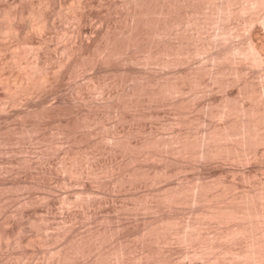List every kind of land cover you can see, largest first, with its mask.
<instances>
[{
  "label": "rangeland",
  "instance_id": "374dc122",
  "mask_svg": "<svg viewBox=\"0 0 264 264\" xmlns=\"http://www.w3.org/2000/svg\"><path fill=\"white\" fill-rule=\"evenodd\" d=\"M249 1L0 0V264H254L264 0Z\"/></svg>",
  "mask_w": 264,
  "mask_h": 264
},
{
  "label": "bare ground",
  "instance_id": "6f19581e",
  "mask_svg": "<svg viewBox=\"0 0 264 264\" xmlns=\"http://www.w3.org/2000/svg\"><path fill=\"white\" fill-rule=\"evenodd\" d=\"M250 1H251V0H250ZM250 1H249V2H250ZM254 1H256V0H254ZM254 1H253V3H254ZM253 49H254V48H253ZM247 50H248V49H247ZM253 54H254V53H253ZM246 113H247V112H246ZM257 115H258V114H257ZM260 118H261V117H260ZM249 120H250V119H249ZM253 121H254V119H253ZM257 121H259V120L257 119ZM257 121H256V122H257ZM250 122H252V121H250ZM259 122H260V121H259ZM238 123H239V122H238ZM245 123H246V122H245ZM252 123H253V122H252ZM256 124H257V123H256ZM235 125H236V124H235ZM242 125H243V123H242ZM254 125H255V124H254ZM245 126H246V124H245ZM250 126H251V125H249V127H250ZM260 126H261V125H260ZM249 127H248V128L246 127L248 130H247V129H245V130H247V131H245V132L243 131V132H242V133H244V135H242L243 137L246 136V135L249 136V134H246V133H250V136H252L251 134H253V130H255V129H253V128H255V126L252 128L253 130L250 129ZM240 128H241V127H240ZM243 128H245V127H243ZM243 128H241V129L243 130ZM261 128H262V127H261ZM226 129H227V128H226ZM232 129H233V128H232ZM249 129H250V130H249ZM258 129H259V128H258ZM238 130H239V128H238ZM242 130H241V131H242ZM241 131H240V132H241ZM249 131H250V132H249ZM251 131H252V132H251ZM221 132H222V131H221ZM221 132H220V133H221ZM224 132H225V131H224ZM224 132H223V133H224ZM230 132H231V131H230ZM240 132H239V134H240ZM255 132H256V133H255ZM255 132H254L255 135L253 134L254 136H256V134L258 133L256 130H255ZM259 132H262V131L260 130ZM218 133H219V132H218ZM231 133H232V132H231ZM234 133H237V132L235 131ZM229 134H230V133H229ZM219 135H220V134H219ZM223 135H226V134H223ZM223 135H222V136H223ZM231 135H232V134H231ZM257 135H258V136H256V138H255L254 136H253V137H254L255 139H257V140H261V138H259V137H261V135H260V134H257ZM259 135H260V136H259ZM228 137H229V136H228ZM230 137H231V136H230ZM243 137H241V138L243 139ZM253 137H251V138H253ZM257 137H258L259 139H258ZM215 138H216V137H215ZM217 138H218V137H217ZM251 138H250V139H251ZM254 138H253V140H254ZM226 139H227V138H226ZM245 139H246V137H245ZM219 140H220V139H219ZM222 140H223V139H222ZM251 140H252V139H251ZM215 141H216V140H215ZM220 141H221V140H220ZM244 141H245V140H244ZM255 141H256V140H255ZM256 142H257V141H256ZM261 142H262V141H261ZM218 143H219V142H218ZM242 143H244V142L242 141ZM242 143H241V144H242ZM246 143H248V142H246ZM249 144H250V143H249ZM221 146H222V144H221ZM219 151H220V150H219ZM223 151H224V150H223ZM216 153H217V152H216ZM260 192L264 195V192H262V191H260V190L258 191V194H260ZM256 193H257V192H256ZM258 194H257V196H256V194H255V196L258 197V199H261V200H259V202L262 201L261 203H264L263 200H262V197H263V199H264V196H263L262 194H260V195L258 196ZM261 195H262V196H261ZM256 197H255V198H256ZM255 198H254V199H255ZM176 199H177V198H176ZM258 199H257V201H258ZM172 200H173V199H172ZM173 201H174V200H173ZM176 201H177V200H176ZM176 201H175V202H176ZM259 202H258V203H259ZM246 204H247V203H246ZM243 205H244V204H243ZM247 205H249V204H247ZM234 207H235V206H234ZM246 207H249V206H246ZM262 207H263V206H262ZM222 208H223V207H222ZM229 208H230V207H229ZM220 209H221V208H220ZM220 209H219V210H220ZM232 209H233V208H232ZM245 209H247V208H245ZM217 210H218V209H217ZM221 210H222V209H221ZM260 210H263V208L260 209ZM223 212H224V214H225V210H223ZM223 212H221L222 215H223ZM226 212H227L226 214L228 215V218L231 217L233 214H234V215L237 214L236 212L234 213V211H231V212H230V209H229L228 211H226ZM247 212H248L249 214L252 213L250 209H249ZM256 212H257V210H256ZM262 212H263V211H261V213H262ZM216 213H217V212H216ZM228 213H230L231 215L228 214ZM232 213H233V214H232ZM258 213H259V212H258ZM261 213H259L260 215L258 214V216H261ZM226 214H225V215H226ZM244 214H245V213H244ZM244 214H242V215H244ZM255 214H256V213H255ZM262 214H263V216H264V212H263ZM211 215H212V214H211ZM213 215H214V214H213ZM222 215H221V216H222ZM227 215H226V216H227ZM234 215H233L232 217H234ZM218 216H219V215H218ZM240 216H241V214H240L238 217H240ZM246 216H247V215L245 214V217H246ZM223 217H224V216H223ZM245 217H244V218H245ZM253 217H254V216H253ZM218 218H219V217H218ZM235 218H236V217H235ZM244 218H243V219H244ZM256 218H258V217H256ZM222 219H223V218H222ZM222 219H221V220H222ZM260 219H261V218H260ZM262 220H263V219H262ZM246 221H248V220H246ZM258 222H259V221H258ZM257 224H259V223H257ZM262 224H263V223H262ZM246 225H248V224H246ZM257 226H258V225H257ZM242 227H243V226H242ZM250 227H251V226H250ZM255 228H256V227H255ZM251 230H252V229H251ZM251 230H250V231H251ZM5 231H6V230H5ZM232 232H233V230H232ZM257 232H258V231H257ZM232 234H234V233H232ZM251 234H252V233H251ZM229 235H230V234H229ZM255 235H257V234H255ZM7 236H8V235H7L6 232H4V231L0 232V241H1V238L4 240V238H7ZM258 236H260V235H258ZM258 236H257V237H258ZM262 237H264V235H263ZM250 239H251V238H250ZM262 240L264 241V238H263ZM262 240H261L260 242L258 241V242H259L258 244H257V242L255 241L256 246L259 245V244H261V245L263 246L264 242H263ZM250 241H251V240H250ZM251 242H252V241H251ZM74 243H75V242H74ZM8 244H9V243H8ZM255 244H254V245H255ZM261 245H259V246H257V247L260 248V247H262ZM77 246H78V245H77ZM83 246H84V245H83ZM251 246H252V245H251ZM257 247L255 248V246H254L255 251H253L254 248H253V249L250 248L251 251L248 250V251H250V252H248V253H249L248 255H249L250 257H249V256H248V257H249L252 261H251L249 258H248V259H249L251 262H253L254 264H255V263H259V264H260V262L262 261V260H260V258H264V256L262 257V254L264 255V252L260 251L261 249L264 250V247L261 248V249H259V248H257ZM248 249H249V248H248ZM68 250H69V249H68ZM68 250H67V251H68ZM257 250H258V252H260V254H259V253H258V254L256 253ZM79 251H80V250H79ZM80 253H81V252H80ZM246 253H247V252H246ZM261 253H262V254H261ZM74 254H75V253H74ZM76 255H77V254H76ZM258 255L261 256V257L258 258V257H259ZM67 256H68V254H67ZM243 256L246 257L245 254H244ZM59 257H60V256H59ZM60 258H61V257H60ZM68 258H69V257H68ZM55 259H56V258H55ZM61 259H62V258H61ZM65 259H66V257H65ZM69 259H70V258H69ZM69 259H67V260L69 261ZM246 259H247V258H246ZM67 260H66V261H67ZM58 262L60 263V262H62V260H61V261L58 260ZM63 262H64V261H63ZM70 262H71V261H70ZM70 262H69V263H70ZM246 262H247V261H246ZM262 262H264V260H263ZM262 262H261V264H262ZM59 263H58V264H59ZM60 264H61V263H60ZM251 264H252V263H251ZM263 264H264V263H263Z\"/></svg>",
  "mask_w": 264,
  "mask_h": 264
}]
</instances>
